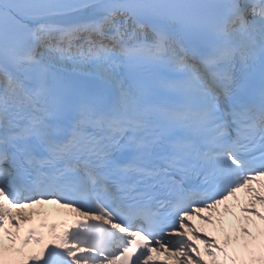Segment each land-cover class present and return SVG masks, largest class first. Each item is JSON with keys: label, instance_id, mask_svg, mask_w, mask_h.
<instances>
[{"label": "snow or ice", "instance_id": "1", "mask_svg": "<svg viewBox=\"0 0 264 264\" xmlns=\"http://www.w3.org/2000/svg\"><path fill=\"white\" fill-rule=\"evenodd\" d=\"M0 264H264V0H0Z\"/></svg>", "mask_w": 264, "mask_h": 264}, {"label": "bare ground", "instance_id": "2", "mask_svg": "<svg viewBox=\"0 0 264 264\" xmlns=\"http://www.w3.org/2000/svg\"><path fill=\"white\" fill-rule=\"evenodd\" d=\"M197 224H199V221H196Z\"/></svg>", "mask_w": 264, "mask_h": 264}]
</instances>
